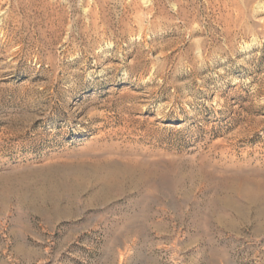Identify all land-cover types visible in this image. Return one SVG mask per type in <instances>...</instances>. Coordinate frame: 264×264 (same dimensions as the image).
<instances>
[{"label":"rangeland","instance_id":"374dc122","mask_svg":"<svg viewBox=\"0 0 264 264\" xmlns=\"http://www.w3.org/2000/svg\"><path fill=\"white\" fill-rule=\"evenodd\" d=\"M242 174L264 0H0V264H264Z\"/></svg>","mask_w":264,"mask_h":264},{"label":"bare ground","instance_id":"6f19581e","mask_svg":"<svg viewBox=\"0 0 264 264\" xmlns=\"http://www.w3.org/2000/svg\"><path fill=\"white\" fill-rule=\"evenodd\" d=\"M231 184L237 188L240 192L249 194L255 192H261L264 190V181H253L250 177L245 174L234 175L230 179ZM236 189V190H237Z\"/></svg>","mask_w":264,"mask_h":264}]
</instances>
